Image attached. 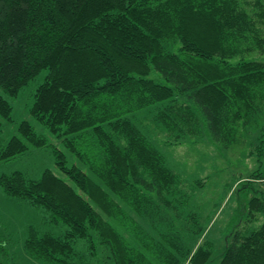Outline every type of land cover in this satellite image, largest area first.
Returning a JSON list of instances; mask_svg holds the SVG:
<instances>
[{"label": "trees", "instance_id": "trees-1", "mask_svg": "<svg viewBox=\"0 0 264 264\" xmlns=\"http://www.w3.org/2000/svg\"><path fill=\"white\" fill-rule=\"evenodd\" d=\"M263 56L264 0H0V134L13 120L6 97L45 72L30 114L61 146L23 121L0 163L51 148L64 175L0 176L8 198L66 228L30 225L24 253L39 264H209L214 244L194 251L206 230L184 214L207 178L186 186L131 116L154 108L173 146L210 138L229 149L259 130L251 155L261 159ZM255 182L261 170L240 185ZM248 209L247 222L264 215V194ZM10 238L0 219L1 256ZM219 264H264V222L234 231Z\"/></svg>", "mask_w": 264, "mask_h": 264}, {"label": "rangeland", "instance_id": "rangeland-1", "mask_svg": "<svg viewBox=\"0 0 264 264\" xmlns=\"http://www.w3.org/2000/svg\"><path fill=\"white\" fill-rule=\"evenodd\" d=\"M45 74V72L41 73L25 86L17 98L6 97L13 107V120L11 122L3 120L0 143L6 144L15 136L22 139L18 128L21 122L27 121L38 134L47 137L50 143L61 147L55 136L30 114L34 95L44 82ZM155 76L160 77L158 74ZM158 80L161 81V79ZM153 110L154 108H151L139 112L131 116V119L149 136L166 158L168 166L181 176L186 186L196 180L207 178L204 188L192 192V199L184 214L197 213L202 221L201 227L206 230L204 235L195 241L193 250L195 251L206 241L212 242L214 252L209 264H219L226 248V241L234 231L243 227L256 228L264 222L263 214H258L253 222H247L249 220L248 202L253 196L261 197L262 193L264 194V183L255 182L246 189H242L243 186L240 185L242 180L248 179L258 170H261L264 176V157L259 159L256 155H251L258 144L259 130L244 134V138L229 149H224L210 138H206L201 143L173 146L167 144L166 134L158 130L152 122ZM54 157L51 148L37 149L29 146L25 155L10 162L0 163V176L22 172L31 179H39L42 173L49 169L64 178L56 166ZM67 158L69 165L78 164L84 169L69 154ZM0 219L6 227V233L11 236L7 248L9 254L7 257L0 255V264H39L30 259L22 249V243L30 225L38 226L55 235H61L66 230L65 227L44 224L42 213L25 203L8 198L1 187ZM146 227L149 228V225ZM120 231L123 232L122 229ZM129 239L133 241L130 236ZM76 247L80 253L85 251L82 241H79Z\"/></svg>", "mask_w": 264, "mask_h": 264}]
</instances>
